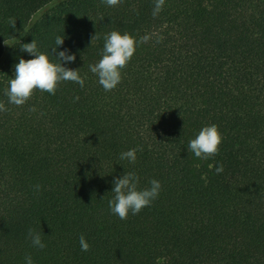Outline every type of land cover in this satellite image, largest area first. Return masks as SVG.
<instances>
[{
    "label": "trees",
    "instance_id": "obj_1",
    "mask_svg": "<svg viewBox=\"0 0 264 264\" xmlns=\"http://www.w3.org/2000/svg\"><path fill=\"white\" fill-rule=\"evenodd\" d=\"M154 5L0 0V264H264V0H165L155 17ZM112 31L151 39L105 91L89 65ZM57 36L84 87L9 103L15 65L34 58L21 44L53 59ZM211 124L218 153L197 158L189 142ZM132 148L134 163L120 158ZM125 172L162 187L121 220L108 202Z\"/></svg>",
    "mask_w": 264,
    "mask_h": 264
},
{
    "label": "clouds",
    "instance_id": "obj_2",
    "mask_svg": "<svg viewBox=\"0 0 264 264\" xmlns=\"http://www.w3.org/2000/svg\"><path fill=\"white\" fill-rule=\"evenodd\" d=\"M107 6H116L120 0H102ZM165 3V0H155L153 16H157ZM9 24L16 29V19L9 18ZM26 31H21L20 35L24 36ZM96 38L93 36L92 40ZM17 39V38H16ZM105 43L103 47L102 58L94 65H89V69L93 74L98 76V82L105 91L113 90L122 79L121 70L124 69L127 63L134 55L139 44L148 42L151 39L150 35H145L137 40L129 33L121 34L119 31H112L105 35ZM18 40V39H17ZM19 41V40H18ZM162 41V37L157 40V43ZM20 42V41H19ZM64 43V36H57L55 45L51 50L50 59L48 53L39 51L35 39L31 43L21 44V50L29 53L34 58L25 60L21 58L19 63L15 65V79H10L9 88L6 91L9 103L22 106L33 94L34 90H41L50 94H55L59 83L64 81H72L84 87V78L79 74L78 69L64 67L65 63L74 62L75 54H68V50L57 52V48ZM4 44L11 46L4 40ZM5 110V107L0 103V111ZM32 108L31 111H35ZM222 134L216 124L203 127L195 139L191 140L188 145V150L197 158L207 159L218 153L219 145L222 142ZM142 149L132 148L126 152H122L121 159H127L134 163L137 159V151ZM223 171V166L216 168L217 173ZM114 187L111 192L114 193L113 199L109 200V208L111 212L117 215L121 220L127 219L129 213L136 215L147 206H150L152 201L158 197L161 190L160 181L153 179L150 181V187L140 189L139 177L135 172H125L122 177L113 180ZM40 186H36L39 191ZM28 236L31 239L33 247L43 249L46 247L42 241L40 232L29 229ZM81 251L87 252L90 250V245L85 236L82 234L79 237ZM26 264H34L32 257H25Z\"/></svg>",
    "mask_w": 264,
    "mask_h": 264
}]
</instances>
